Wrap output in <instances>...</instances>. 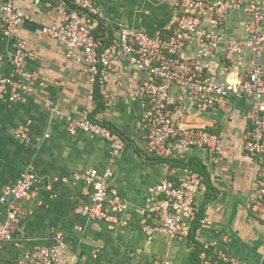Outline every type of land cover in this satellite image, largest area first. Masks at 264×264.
Masks as SVG:
<instances>
[{
	"label": "crops",
	"instance_id": "0c3cea01",
	"mask_svg": "<svg viewBox=\"0 0 264 264\" xmlns=\"http://www.w3.org/2000/svg\"><path fill=\"white\" fill-rule=\"evenodd\" d=\"M29 16L5 35L0 26V75H8L6 59L23 38L34 54L26 68L36 76L32 90L15 101L0 98V193L14 183L27 165L40 176L35 194L17 203L13 240L1 244L0 264H14L23 251L34 244H49L61 231L68 264H192L191 255L203 242L211 249L246 264H264V223L257 220L248 203L254 194V166L243 151L252 102L243 97H218L214 106L199 111L181 86L169 88V107L184 125L205 127L220 134L222 142L212 159L205 149H189L186 159H155L145 153L141 123L142 99L138 94L145 78L135 67L120 63L106 85L107 97L100 99L90 116L117 130L124 138L121 152L111 163L109 186L125 202L123 222L113 230L99 219H90L76 210L87 200L85 184L74 174L88 168L99 171L109 163L107 141L77 130L69 133L67 118L82 113L87 79L81 66L65 56V44L41 33L42 24L58 21L62 0H11ZM178 0H95L99 10L95 34L103 43L119 27L144 30L152 35L172 32ZM264 16V0H258ZM246 2L228 8L219 32L220 48L205 53L204 71L221 79H235L256 61L264 65V46L255 58L245 49L225 57L222 48L247 36ZM207 11L199 33L210 31ZM264 33V19L260 24ZM197 41L183 52L190 56ZM207 69V70H206ZM22 130V133H18ZM184 167L202 173L196 197L198 234L187 237L155 233L147 239L141 230L140 212L147 187L162 178H175ZM49 184V186H47ZM6 204L0 217H5ZM205 219V222L200 221ZM17 243V245L14 244ZM96 249V250H95ZM223 264V263H221Z\"/></svg>",
	"mask_w": 264,
	"mask_h": 264
},
{
	"label": "built area",
	"instance_id": "2783aa9c",
	"mask_svg": "<svg viewBox=\"0 0 264 264\" xmlns=\"http://www.w3.org/2000/svg\"><path fill=\"white\" fill-rule=\"evenodd\" d=\"M32 1L37 4L41 0ZM62 1L64 6L58 21L42 24L40 31L62 41L66 47L65 56L78 63L86 75L82 113L67 118V130L69 133L83 131L110 145L109 163L103 170L92 167L74 174V179L84 182L87 196L76 210L90 219L103 220L109 230L123 222L125 202L109 186V179L113 174L111 163L121 152L124 138L113 127L90 114L97 106V93L100 99L107 97L106 85L111 74L120 63H124L145 76L138 91L142 99L143 149L157 158L184 161L187 150L205 149L215 159L214 153L222 142L220 134L205 127L184 125L173 116L168 102L172 84H181L199 111L212 108L218 97H243L252 102L243 141V151L254 166V194L248 208L257 220L264 223V65L256 61L241 76L221 79L209 69L205 72L202 60L205 53L220 48L222 36L219 28L224 15L228 8L238 7L241 0H178L171 33L152 35L140 29L119 27L103 43L95 34L99 15L95 0ZM245 2L247 36L222 48L228 59L245 49L253 50L258 58L264 46V33L260 28L264 16L258 0ZM207 11L211 12L208 19L210 31L207 36H202L199 30ZM26 19L29 16L22 8L15 7L11 0H0V26L5 35L11 34ZM195 41L198 48L185 57V47ZM3 57L0 52V59ZM32 58L34 54L27 48L26 40L18 38L14 51L6 56L11 72L0 75V98L12 102L32 90L36 76L26 68L27 60ZM202 180L201 172L184 167L179 176L162 178L147 187L140 210L143 217L141 230L147 239L155 233L179 238L189 235L196 219L195 197ZM39 181L40 176L27 165L14 183L2 189L0 209L5 203L6 211L5 217H0V249L3 242L13 240L17 203L32 197ZM199 230L196 227L194 233L198 234ZM65 247L62 232L56 231L51 243L32 245L14 264H68L63 256ZM198 258L200 264H246L214 252L209 242L200 245ZM161 264L171 263L165 259Z\"/></svg>",
	"mask_w": 264,
	"mask_h": 264
},
{
	"label": "trees",
	"instance_id": "16d2710c",
	"mask_svg": "<svg viewBox=\"0 0 264 264\" xmlns=\"http://www.w3.org/2000/svg\"><path fill=\"white\" fill-rule=\"evenodd\" d=\"M97 99H98L97 100V105L102 106V103L100 101V97H99L98 93H97ZM155 159H157V157ZM158 159H162V158H158ZM195 228H196V226L193 225V227L191 228V231H190L189 234H192V233L194 234ZM199 247L200 246H198L197 249L191 255V263L192 264H200V260L198 258Z\"/></svg>",
	"mask_w": 264,
	"mask_h": 264
}]
</instances>
